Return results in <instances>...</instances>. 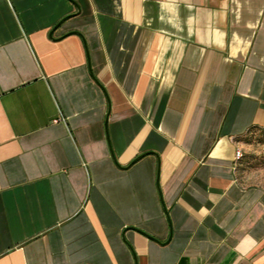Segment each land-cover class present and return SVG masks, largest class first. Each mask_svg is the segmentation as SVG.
I'll list each match as a JSON object with an SVG mask.
<instances>
[{"label":"crops","instance_id":"crops-1","mask_svg":"<svg viewBox=\"0 0 264 264\" xmlns=\"http://www.w3.org/2000/svg\"><path fill=\"white\" fill-rule=\"evenodd\" d=\"M258 128L264 0H0V264H264Z\"/></svg>","mask_w":264,"mask_h":264},{"label":"rangeland","instance_id":"rangeland-1","mask_svg":"<svg viewBox=\"0 0 264 264\" xmlns=\"http://www.w3.org/2000/svg\"><path fill=\"white\" fill-rule=\"evenodd\" d=\"M243 158L238 162V181L245 187L264 189V128L252 129L238 141Z\"/></svg>","mask_w":264,"mask_h":264},{"label":"built area","instance_id":"built-area-1","mask_svg":"<svg viewBox=\"0 0 264 264\" xmlns=\"http://www.w3.org/2000/svg\"><path fill=\"white\" fill-rule=\"evenodd\" d=\"M243 158V153L240 148H237L235 151V162L238 164L239 161Z\"/></svg>","mask_w":264,"mask_h":264},{"label":"water","instance_id":"water-1","mask_svg":"<svg viewBox=\"0 0 264 264\" xmlns=\"http://www.w3.org/2000/svg\"><path fill=\"white\" fill-rule=\"evenodd\" d=\"M144 157V155L140 156L135 162L139 161L140 159H142Z\"/></svg>","mask_w":264,"mask_h":264}]
</instances>
